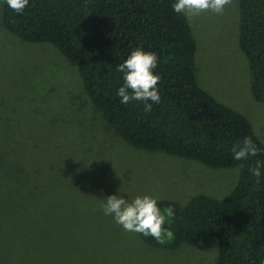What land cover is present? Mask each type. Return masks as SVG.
<instances>
[{
  "label": "rangeland",
  "instance_id": "1",
  "mask_svg": "<svg viewBox=\"0 0 264 264\" xmlns=\"http://www.w3.org/2000/svg\"><path fill=\"white\" fill-rule=\"evenodd\" d=\"M3 7L0 249L8 239L5 226L40 224L49 231L48 249L42 236L33 237L14 264H217L216 238L177 250L148 246L103 215L99 198L120 189L125 198L150 194L182 205L197 195L222 199L236 187L238 170L127 143L88 97L77 67L54 46L8 32ZM188 19L198 45V83L248 117L264 143V104L253 99L249 63L239 48L238 0L221 14L201 11Z\"/></svg>",
  "mask_w": 264,
  "mask_h": 264
},
{
  "label": "trees",
  "instance_id": "2",
  "mask_svg": "<svg viewBox=\"0 0 264 264\" xmlns=\"http://www.w3.org/2000/svg\"><path fill=\"white\" fill-rule=\"evenodd\" d=\"M173 2L30 0L22 14L4 5L3 24L22 41L54 46L76 66L94 106L130 145L213 169L238 170V183L225 198L197 195L185 205L159 200L161 207L174 208L167 225L172 238L158 243L140 234L144 243L177 250L211 236L219 243L217 264H259L258 254L264 256V179L257 183L248 169L256 159L264 161V143L248 117L198 83L197 41L189 19L172 11ZM238 7L239 48L249 63L253 99L264 104V0H238ZM137 47L159 58L161 103L149 113L138 102L120 104L116 96L123 82L116 65ZM245 136L260 151L249 160H233L230 150ZM5 232L0 264H14V258L26 252L25 241L39 235L44 251L48 249L49 231L40 224L9 225Z\"/></svg>",
  "mask_w": 264,
  "mask_h": 264
},
{
  "label": "clouds",
  "instance_id": "3",
  "mask_svg": "<svg viewBox=\"0 0 264 264\" xmlns=\"http://www.w3.org/2000/svg\"><path fill=\"white\" fill-rule=\"evenodd\" d=\"M30 0H0L16 14H22ZM230 0H174L171 9L176 14H184L190 18L201 11H212L221 14ZM158 56L153 51H145L141 47L134 48L122 63L116 65L115 71L121 73L122 84L116 89L119 103L128 105L138 102L143 112L152 111L153 105L161 103L159 81L161 76L156 71ZM232 159L246 161L256 157L260 151L250 136H245L242 142H237L231 148ZM249 173L259 183L264 179V161L255 160L249 166ZM99 198V210L105 216H110L125 232L138 233L144 237H151L158 243L172 238V231L167 225L174 217L171 205L161 207L158 197L150 194L129 196L120 194ZM259 264H264V256H259Z\"/></svg>",
  "mask_w": 264,
  "mask_h": 264
}]
</instances>
